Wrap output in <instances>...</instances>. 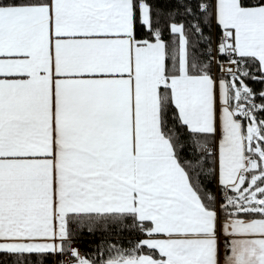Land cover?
<instances>
[{
    "label": "snow or ice",
    "instance_id": "snow-or-ice-1",
    "mask_svg": "<svg viewBox=\"0 0 264 264\" xmlns=\"http://www.w3.org/2000/svg\"><path fill=\"white\" fill-rule=\"evenodd\" d=\"M250 82L264 0H0V264H264Z\"/></svg>",
    "mask_w": 264,
    "mask_h": 264
},
{
    "label": "trees",
    "instance_id": "trees-1",
    "mask_svg": "<svg viewBox=\"0 0 264 264\" xmlns=\"http://www.w3.org/2000/svg\"><path fill=\"white\" fill-rule=\"evenodd\" d=\"M250 86L259 89L264 87V85L256 84L250 82ZM131 223V219L127 221ZM136 233L133 231L119 230L117 228H112L108 232L96 231L94 233H89L85 230L78 242L79 249L82 252L95 253L97 249H102L105 258L108 255H114L116 249H129L133 246L136 240Z\"/></svg>",
    "mask_w": 264,
    "mask_h": 264
},
{
    "label": "rangeland",
    "instance_id": "rangeland-1",
    "mask_svg": "<svg viewBox=\"0 0 264 264\" xmlns=\"http://www.w3.org/2000/svg\"><path fill=\"white\" fill-rule=\"evenodd\" d=\"M74 246L79 248L78 244H75Z\"/></svg>",
    "mask_w": 264,
    "mask_h": 264
}]
</instances>
